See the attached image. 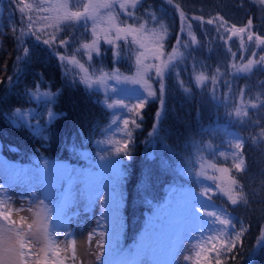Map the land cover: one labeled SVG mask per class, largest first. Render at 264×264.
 <instances>
[{
    "label": "trees",
    "instance_id": "obj_1",
    "mask_svg": "<svg viewBox=\"0 0 264 264\" xmlns=\"http://www.w3.org/2000/svg\"><path fill=\"white\" fill-rule=\"evenodd\" d=\"M261 8L252 0H172L171 3L168 0H140L133 10L134 17L128 19L133 18L134 22L146 20L157 27L161 23L166 25L168 35L165 50H169L176 41L181 13L190 21L197 16L202 17V21L211 18L217 20L219 16L228 28L233 25L242 27L251 19L252 30L264 35V9ZM32 15L35 19L39 14L33 12ZM151 15H155L156 21L152 20ZM27 24V19L22 21L20 13L9 1H0V154L31 167L45 159L65 160L71 165L84 162L83 165H86L90 163L86 158L87 152L91 153L93 145L102 138L113 119L112 112L101 105L97 91H87L77 80L62 74L57 53L62 54L60 40L69 39L77 44L88 36V30L82 24L73 28L62 25L61 31L55 35L57 42L53 47L37 40L34 35H27L24 43L16 46L15 34L21 28L28 31ZM212 26L202 24L201 31L196 24L192 25L198 45L188 49L191 55H186L184 63L177 62V67L165 79L164 114L159 122V134L149 136L156 123L155 114L161 107L157 98H150L142 111V118H137L140 127L131 128V159L124 158L120 165L123 180L117 188L121 228L124 234L132 229L137 232L148 223L147 216L151 213L152 204L157 205L163 192L177 183V189L188 183L184 174H194L199 167L195 160L197 148L201 149L206 159H215L218 164L231 168L213 156L224 145L226 129L243 140L245 169L236 172L231 168V175L238 180L246 202L232 205L227 199L222 200L234 228L237 231L241 226L247 229L237 260L228 261V264H264V248L256 245L260 230L264 228V137L260 135L264 130V70L222 76L230 82L231 96L233 92L240 95L243 88V99L248 102V116L243 117L242 122L229 117L228 112L237 102L235 95L227 105L222 99L214 101L209 81L198 88L194 80V74L201 70H206L209 76L218 66L222 71L228 70L229 56L223 50V43L214 38L218 33ZM25 48L29 49L27 55ZM101 48L105 50L100 58L101 67L105 70L118 67L120 72L128 71V55H123L120 62L114 65L109 57L112 54L110 46L101 43ZM258 50L264 54V49ZM17 57L21 59L18 61ZM96 58L94 56L92 64ZM177 72L179 79L191 89L190 94H185L180 88ZM151 83L158 94L159 83L156 80ZM38 84L40 89L58 95L51 104L45 103L46 109L45 106L44 109L38 106V122L44 130L40 135H35L30 127L23 124L14 126L10 122V113L15 108H25L31 104L29 90ZM227 90L221 80L217 96L222 98ZM250 103H255L257 107L251 108ZM49 109L57 114L51 123H48ZM201 129L216 131L202 133ZM151 138L153 142L149 145ZM203 144H211V147L203 148ZM83 152L86 154L82 155ZM182 170H186L184 174Z\"/></svg>",
    "mask_w": 264,
    "mask_h": 264
},
{
    "label": "snow or ice",
    "instance_id": "obj_2",
    "mask_svg": "<svg viewBox=\"0 0 264 264\" xmlns=\"http://www.w3.org/2000/svg\"><path fill=\"white\" fill-rule=\"evenodd\" d=\"M10 4L17 10L22 21L26 18L28 21V33L35 35L37 40L41 39L38 32L45 29H52L53 33L61 31L62 25H78L83 24L86 30H90L91 39L83 40L74 50L72 55L65 56L57 53L58 59L66 65L71 66L76 70L74 80L78 78V82L83 84L89 91L103 90L105 95L104 104L109 110H122L127 115H119L113 112V119L104 133V139L97 141L98 144L108 146V151L105 155H101L100 159L106 161V166L116 168L122 164L124 158L131 159L130 145L132 142L133 131L130 125L134 128H139L140 123L137 118H142V111L150 98H157L160 102V109L156 112V123L153 124V134L158 135L159 122L164 114L165 104V79L177 67V62L184 63L186 55H191L188 49L198 45L197 36L192 31L191 23L188 24L189 41H183L181 35L184 33V28H181V35L177 36L176 44L172 46L171 52L165 50L167 39V27L160 24L158 28L149 27L145 20L136 23H124L119 18V13L116 12L115 6L118 4L119 11L128 17H134V9L140 0H76L75 4L70 0H33L32 3L26 0H9ZM169 3L172 0H168ZM260 4L264 5V0H259ZM38 13L34 19L32 13ZM153 21H156L155 15H151ZM193 20H203L202 17H192ZM221 23L219 27L225 26V21L222 17H216ZM185 20L184 14L181 13V21ZM37 21H43V28H37L33 31V25ZM89 22L91 27L89 29ZM208 24L215 23V20L209 19ZM252 20L249 19L245 27L232 26L227 39H224L225 44H229L234 37L240 38L241 52L238 54L229 46L227 51L230 53L233 62L228 65V70L222 71L218 66L210 76L206 70H201L194 74L196 87L200 88L205 85L206 81L211 82V98L214 101H220L227 105L231 94V85L229 81H224V86L228 91L223 93L222 98L217 96V88L221 78L224 75L236 76L239 74H250L254 70H264V55H260L256 59L257 52L252 50L250 58L245 57L244 53L249 51L250 44L254 43L256 49H264V35L257 34L252 31ZM15 32V26H13ZM226 31H228L226 29ZM244 34L247 35L248 45L245 44ZM25 35L24 29H20V37ZM101 41L104 44L110 45L113 55V64L117 65L123 55L134 56L136 72L132 76H125L120 72L118 67H113L109 72L103 67L95 69L92 67L94 56L102 55L100 50ZM56 42V36L52 35L50 39H44L45 45L51 46ZM122 42V44H121ZM70 43L69 39L59 41L61 47H66ZM183 49V51L181 50ZM25 54L29 52L28 48L24 49ZM82 54V55H81ZM239 55L240 62L237 63L236 57ZM82 57H86V61H82ZM21 57H17L19 61ZM246 60V62H245ZM194 63L195 58H193ZM154 79L159 83L158 90L153 88L150 82ZM177 79L180 88L185 94H190L191 89L187 87L183 80ZM11 82V77H9ZM113 82L110 84L109 82ZM116 85H122L117 88ZM128 85H138L137 87H129ZM142 89V91H141ZM245 89H240L241 102L235 104L232 111L228 112L229 117H234L242 122L243 117L248 116L247 106L243 103ZM118 94L119 99H111L112 95ZM31 98L43 100L47 104H51L58 93L51 91H40L39 84L36 90L29 93ZM111 100V102H108ZM264 103V101H262ZM251 108H256L255 103H250ZM39 115V113H37ZM28 117V119H26ZM31 116L29 110L16 109L10 122L16 124H26L30 126L35 135H40L44 130L43 126L37 122L31 124ZM57 118V114L51 109L48 111V123H51ZM216 129H201V132H215ZM226 143L231 151L233 160L232 168L236 172H242L245 169V158L243 156V140L236 134L228 133L224 130ZM264 137V130L261 134ZM75 147V146H73ZM211 144H203V148H210ZM219 157H225L227 154L223 151L218 153ZM195 160L199 167L195 170L194 175L197 180L207 179L211 181V185H204L201 188L197 199L193 193L190 200L178 202L176 209H185L187 218L184 215L179 217L178 221H173V224H181V227H173L172 234L179 236L181 230L184 231L185 239L181 246L188 251L184 255L185 264H228V261H236L240 247L243 245L242 237L247 229L243 226L238 231L234 230L233 221L228 216L226 211L221 208L212 207L213 196L219 194L227 198L232 205H237L238 202H246L245 193L240 189V185L235 176L231 175L232 169L229 167L219 166L215 159L209 160L203 155L200 148H197ZM55 165L45 163L44 171L55 168ZM74 171V170H73ZM186 170H182L184 174ZM212 173V174H209ZM41 179L42 177H38ZM71 181V173L68 175ZM214 185V187H213ZM83 194V193H82ZM30 205L39 201L35 210L29 206L28 211L33 212L35 219L32 223H26V217L20 216L19 219L13 220V211L19 213L24 211L23 204L19 208H13L11 205L14 201L9 195V188L4 183H0V264H66L70 258L73 261L76 259L74 241L67 247H61L56 240V231L51 227V211L44 199H40L35 193L29 192ZM111 195V193H109ZM104 192L97 190L95 192L96 202L101 207L108 204V199L104 198ZM23 200V195L21 197ZM60 201L65 208H70L75 196L71 188L64 189L60 193ZM163 214L171 216L173 209L165 208ZM35 225V231H34ZM26 226V230H25ZM97 227H101L100 221H97ZM233 229V231H229ZM64 236L70 235L68 232L61 233ZM93 233L89 234L91 240ZM104 236L105 233H98V252L97 259L104 252ZM35 237L43 238V247L40 248V254L34 251L36 245L40 242ZM256 245L264 248V228H261L260 234L257 237ZM70 256L65 253H69ZM137 252L129 250V256H135ZM127 264H132L128 261ZM173 264H176L173 261Z\"/></svg>",
    "mask_w": 264,
    "mask_h": 264
},
{
    "label": "rangeland",
    "instance_id": "obj_3",
    "mask_svg": "<svg viewBox=\"0 0 264 264\" xmlns=\"http://www.w3.org/2000/svg\"><path fill=\"white\" fill-rule=\"evenodd\" d=\"M1 1V0H0ZM9 1V0H7ZM256 2L259 6H261L262 10L264 9V5L260 4L259 0H252ZM26 2L32 3L33 0H27ZM38 2V1H37ZM71 3L75 4L76 0H70ZM116 12L119 13V18L124 23H136L137 26L139 22H134L133 18L128 19V16L124 15V13L119 11L118 4L115 6ZM8 10H5V12ZM215 20V18H211ZM201 20H187L185 19L182 23L181 19L179 22L178 35H181V28H184V33L181 35L183 41H189L190 38L187 34L188 32V24L191 25L196 24L198 29L203 31L202 24L213 25L212 28L218 33L215 35V39L223 43V50L228 54L229 59L227 61V69L228 65L233 62V59L230 53L227 51L230 46L233 51L238 54L241 52L240 49V38L234 37L230 45L224 43V39H227V36L230 33L232 27L228 28L227 25L223 28L219 27L221 21L215 20V23L208 24L207 21ZM129 21V22H128ZM202 23V24H201ZM248 23V22H247ZM243 25L245 27L247 25ZM43 21H37L34 25V31L37 28H43ZM82 24V23H81ZM83 26V24H82ZM149 27L158 28L157 25H153L148 23ZM74 26L71 25L70 28ZM91 27V22H89V29ZM228 28V29H227ZM26 29V28H25ZM24 29L25 35L20 37V30L15 34L16 46H20L24 43L25 37L27 35H31ZM226 29L228 31H226ZM193 31V28H192ZM253 31V30H252ZM37 35L41 36L40 40L50 39L52 35H57V33H53L52 29H45L44 31L38 32ZM35 36V35H34ZM176 36V40H177ZM224 37V39H221ZM91 32L88 30V36H84L82 40H90ZM245 44L248 45L247 35L244 34ZM80 41V42H81ZM57 42V41H56ZM55 42V43H56ZM78 42H71L69 46L61 47L62 55L71 56L74 50L79 46ZM55 43L51 44L50 47H53ZM103 43V41H101ZM104 44V43H103ZM122 44V42H121ZM176 44V41L169 47L167 52H171L172 46ZM107 45V44H104ZM49 46V45H48ZM110 46V45H109ZM249 46V51L244 53L246 59L251 57L252 50L257 52L256 59H259L260 55H264L262 51L255 48V44L252 43ZM111 48V46H110ZM101 53L104 54L105 50L100 49ZM183 51V49H181ZM69 52V54H67ZM61 54V53H60ZM82 55V54H81ZM113 59V55L109 56ZM100 57H97L92 67L95 69L101 68L102 61ZM86 57H82V61H86ZM129 69L126 72H121L125 76H132L136 72V66L134 61V56H129ZM61 72L64 76H68L74 79L75 71L71 68V66L63 64L58 59ZM237 63L240 62L239 55L236 57ZM246 62V60H245ZM112 70V69H111ZM107 70V71H111ZM241 75V74H239ZM78 82V78L76 79ZM154 79L150 81L152 82ZM223 82L224 78L221 79ZM112 84L113 82H109ZM81 84V83H80ZM81 86L85 87L83 84ZM129 87H137L138 85H128ZM117 88L122 87V85H116ZM209 87L212 88L211 82L209 80ZM86 89V88H85ZM35 88L29 90V93L35 91ZM40 91H46L40 89ZM88 91V90H87ZM142 91V89H141ZM228 91V90H227ZM98 97L101 102V105L105 106V95L103 90H99ZM235 95V96H234ZM232 96H234V100L236 99V104L241 102V97L233 92ZM231 94L229 96V100L232 98ZM30 97V95H29ZM31 98V97H30ZM120 96L118 94L112 95L111 99H119ZM31 104L26 106L25 108H15L11 111L10 117H13V113L16 109L21 110H29L31 116H35V119H31V124H36L38 122L37 113L38 106L40 105L42 109L47 108L45 102L40 99L31 98ZM108 102H111L109 100ZM243 103L245 106L248 105L247 100L243 99ZM234 108V107H233ZM109 110V109H108ZM112 112H116L119 115H127V113L122 110H109ZM28 119V117H26ZM26 127V124H23ZM31 128V127H30ZM130 128L133 126L130 125ZM107 129V128H106ZM105 129V130H106ZM105 133V132H104ZM232 134H236L234 132H229ZM237 135V134H236ZM239 136V135H238ZM104 139V134L100 140ZM229 137L224 138L223 146L220 149L216 150L213 155L215 158L219 159L223 163H227L232 168L233 160L231 158V149L229 145L226 143V140ZM152 138L149 139L148 144L152 143ZM95 143V142H94ZM92 151L87 152L86 158L90 160L86 165L73 163L71 165L70 162L65 160H57V159H45L39 161L31 167V165H21L13 160L6 159L0 154V183H4L9 188V195L11 196V200L14 201L12 203V207L19 208L23 204L24 211L19 213L13 211L12 219L17 220L20 216L26 217V223H32L35 219L33 212H29L27 209L29 206L33 207L35 210L39 201L35 204L30 205V196L29 192L35 193L40 199H44L45 204L48 205V208L51 211V227L56 231V240L60 244V246L67 247L69 244H72L74 241L75 246V255L76 259L73 261L72 259H68L66 264H127L128 261H131L132 264H173V261L176 264H185L184 255L188 254V251L185 247L181 246L182 241H184V231L181 230L179 236H175L172 234L173 227H181V224H173V221H178L181 215H184L187 218V212L185 209H176V205L178 202L190 200L193 193L196 194L197 199H202L199 197V193L201 191L202 186L211 185V181L207 179L197 180L194 174L185 173V179H188V183L180 185V189L175 187L171 189H167L163 192L161 197V201L157 203V205L152 204L151 213L148 214V223L141 227L137 232L135 230H130L129 232L125 231L121 228L122 223L119 215V193L117 192V188L119 186L120 181L122 182V171L121 167L117 166L116 168H112L106 166V161H102L100 159L101 155H105L108 151V146L103 144L95 143L91 148ZM225 152L227 154L225 157H219V152ZM86 153L83 152L82 155ZM212 159V158H211ZM45 163H49L55 165L56 167L44 171ZM219 166H224L220 165ZM225 167V166H224ZM234 169V168H233ZM74 170V171H73ZM71 173V181L68 179V175ZM212 174V173H209ZM38 177H42L38 179ZM187 181V180H184ZM62 185L64 189L71 188L75 201L70 208L63 207L60 201V193L62 191ZM188 186V187H182ZM214 187V185H213ZM99 190L104 192V197L102 199L107 198L108 204L105 207H101L99 203L96 202L95 192ZM83 193V194H82ZM111 193V195H109ZM23 195V200L21 199ZM227 199L222 195H215L212 198V207L213 208H221L224 209V200ZM172 208L173 212L171 216H167L163 214L162 210L165 208ZM157 210V211H156ZM225 210V209H224ZM226 211V210H225ZM228 214V212H226ZM230 217V215L228 214ZM97 221H100L101 227H97ZM3 221H0V224H3ZM26 230V226H25ZM235 231H237L234 228ZM35 231V225H34ZM229 231H233V229H229ZM68 232L70 235L64 236L61 233ZM105 233L104 236V252L100 255L99 260L97 259V242H98V233ZM93 233L91 240H89V234ZM38 239L40 242L34 248V251L37 254H40V248L43 247V238L35 237V240ZM129 250L133 252H137L135 256H129ZM70 256L69 253H65Z\"/></svg>",
    "mask_w": 264,
    "mask_h": 264
}]
</instances>
